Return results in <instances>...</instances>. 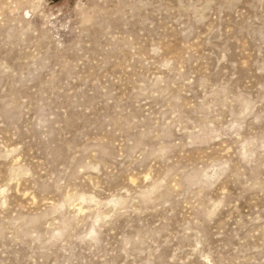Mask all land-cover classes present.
Masks as SVG:
<instances>
[{"label":"rangeland","instance_id":"rangeland-1","mask_svg":"<svg viewBox=\"0 0 264 264\" xmlns=\"http://www.w3.org/2000/svg\"><path fill=\"white\" fill-rule=\"evenodd\" d=\"M0 264H264V0H0Z\"/></svg>","mask_w":264,"mask_h":264}]
</instances>
